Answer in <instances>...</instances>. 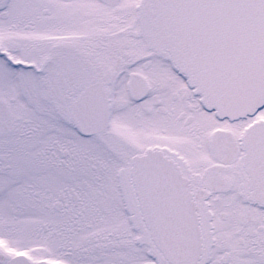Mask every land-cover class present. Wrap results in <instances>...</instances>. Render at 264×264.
I'll use <instances>...</instances> for the list:
<instances>
[{"label":"snow or ice","instance_id":"snow-or-ice-1","mask_svg":"<svg viewBox=\"0 0 264 264\" xmlns=\"http://www.w3.org/2000/svg\"><path fill=\"white\" fill-rule=\"evenodd\" d=\"M0 264H264V0H0Z\"/></svg>","mask_w":264,"mask_h":264}]
</instances>
